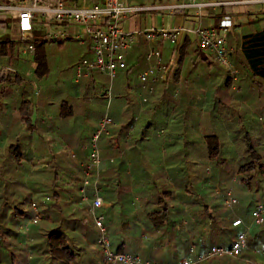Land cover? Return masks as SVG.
<instances>
[{
  "label": "crops",
  "instance_id": "1",
  "mask_svg": "<svg viewBox=\"0 0 264 264\" xmlns=\"http://www.w3.org/2000/svg\"><path fill=\"white\" fill-rule=\"evenodd\" d=\"M178 2L186 3L184 0ZM128 4L147 6L134 2ZM187 4L190 6L180 11L148 10L149 14L162 15L161 24H158L155 16H150V24L143 25V21L145 23L146 20L137 12L123 21L122 27L128 31L149 27L185 28L187 32L179 40L178 50H174L166 41L160 42L164 58L166 61L176 58L178 63L179 47L184 39H188L190 44L186 47L185 55L192 59L191 68L202 70L203 73L199 78L185 77L190 70L185 69L183 58L178 64L177 73L175 70L167 82L159 83L155 92L149 95L147 103L141 102L136 79L138 72L146 66V61L145 57L138 58L137 48L141 44L144 45L143 39L140 38L126 54L127 65L137 63L135 76L129 82L130 95L126 98L127 92L123 91L124 81H118L114 89L111 113L109 112L114 121L111 135L115 137V134H118L120 142L114 148H107L105 144L102 146L104 150L102 179L105 178V181L109 182V186H104L103 191L101 188V196L104 197L102 207L109 212L107 220L112 222L110 224L112 239L126 244L128 248L132 247L139 256L163 264H175L186 255L197 257L214 246L229 245L228 236L230 235V242L233 237L229 231L228 220L232 217L234 208L225 205L223 188L228 186L230 188L227 187V191L234 192L233 183H237L238 175H223L222 172L218 175V168L228 172L231 169L230 163L228 162L226 167L223 164L227 163V158L232 159L233 155H236L233 164L244 162L243 158L247 154L243 140H240L239 132L235 135L232 132L241 126L247 129L252 113L259 111V118L263 121L258 132L261 136H255L254 141L264 139V89L257 90V94L242 90L222 93L210 91L208 94L197 89V82L200 79L206 78L207 81L219 83L220 77L214 76L217 66L213 56L204 49L203 52L198 49L196 36L188 29L215 26L213 15L219 8L198 10L194 6L196 2ZM254 7V10L250 11L241 13L235 11L236 14L232 11L224 14L229 15L233 23L226 33V39L227 45L233 50L231 58L234 66L233 56H236V59L240 56L242 35L264 27V4H254ZM12 22L16 28L15 21ZM46 31L47 28L41 26L35 31V35L40 38ZM69 31L74 33V29ZM71 43L76 44L80 54L74 64L75 69L78 63L90 59L92 52L88 41L79 40L74 36H69L61 44L56 45ZM23 50L21 48L22 52L28 53ZM235 53L238 55H234ZM25 64L26 62L15 61L0 64V71L4 74L14 72L22 79L21 84L0 79V179H16L17 193L22 190L20 189L22 184L40 189L43 184L49 183L54 174L63 175L65 184L70 175L79 172L83 175L82 163L86 161L88 154L85 144L106 113L105 100L101 99L104 110L98 103L97 108L92 110L94 104L86 102L89 98L95 97V94L93 95L95 86L103 84L98 78V73H92L78 82H74L73 78L72 84L64 83L57 87L52 83L41 84V81L34 80L33 93L30 95L28 91L25 93L21 91L22 86L31 79L23 73ZM29 64L34 67L33 61ZM236 68L239 72L238 81L235 84L231 83L230 88H244L247 85L248 89L252 82L259 84V87L264 85V79L259 77L252 79L248 72ZM123 73L121 70L117 74L122 77ZM225 78L227 77L224 72L223 85L228 89ZM37 89L40 91L35 94ZM105 92L106 89L99 90L103 97ZM209 96L215 104H205L207 102L204 100ZM255 96H258L257 101ZM26 97H31L33 104L31 121L28 123L20 120L22 101ZM171 106L174 107L175 113L170 112ZM215 109H221L218 118L215 116ZM164 111H167L165 121L170 123V126L153 133L152 123L161 119L160 115ZM80 114L83 120L79 122L76 117ZM84 116H88L86 121ZM131 117L134 118L133 122L124 135L123 126ZM227 119L228 122L224 123ZM216 122L230 123L232 127L228 132L223 131L221 125ZM78 132H81L80 136L83 134L85 136L80 145L75 142L78 140L76 135ZM58 139L70 141L68 151L62 150L59 144L55 143ZM248 139L247 135L246 140ZM211 146L215 148L210 153ZM217 146L220 147L219 151L215 150ZM237 147L242 151L234 154L231 149ZM255 148L257 150L258 146ZM263 153L261 152L262 155ZM119 161L122 164H119ZM48 163L53 165L48 167L46 165ZM111 164L116 167L114 171L110 170ZM42 165L46 167L42 169ZM154 209H163V213L167 214V219L165 220V217L163 219L161 232L156 231L155 234L153 230L151 231L154 228L151 216L147 215ZM237 218H241L246 224L251 223L250 215L248 218L241 216ZM129 229H134L136 233L132 235ZM144 229L149 230V236L141 233ZM249 235L252 237V244L246 248L247 254L251 256L244 257L246 264H264V223L260 226L252 225ZM219 240L222 245H219ZM92 258L97 263L101 259L100 252L93 254Z\"/></svg>",
  "mask_w": 264,
  "mask_h": 264
},
{
  "label": "trees",
  "instance_id": "2",
  "mask_svg": "<svg viewBox=\"0 0 264 264\" xmlns=\"http://www.w3.org/2000/svg\"><path fill=\"white\" fill-rule=\"evenodd\" d=\"M218 8L217 12L213 15L216 21L215 26H218L226 12L232 11L233 6L222 5ZM21 42L25 43V46L32 44L35 47L32 58L34 63L33 73L37 77L36 79H42L43 76L49 73L46 44H61L63 41L44 40L35 34L32 39L22 37L21 40H12L9 37H5L0 39V56H5V58L13 56L20 49L19 43ZM189 44L190 40L184 39L180 45L178 64L184 58L186 47ZM145 48V43L137 48V52L139 53L138 58L145 57ZM198 49L200 51L203 50L200 46H198ZM239 54L238 59L235 58L236 56H233L235 67H238L240 71L248 72L252 79L254 77L264 79V27L242 35ZM178 69L179 67L176 69V73ZM136 70L137 63L129 64L123 70L125 75L123 91L127 92L126 98L131 92L129 86L130 77ZM0 79L9 83H22V79L14 72L4 74L0 71ZM225 80L226 87L230 88L232 82L228 77ZM31 88H33L32 83L28 82L22 86L21 91L25 93L27 89ZM29 93L32 95L33 90ZM32 111V98H24L21 106L20 120L26 123L30 122ZM133 119L131 117L126 125L123 126L124 135L129 130ZM119 142L120 137L118 134H115V137H112V135L103 137L100 148L103 152L102 146L104 144L107 148H114ZM214 148L212 146L209 148L210 153ZM219 148L217 146L215 150L219 151ZM249 149L250 157L248 161L236 167L229 164L231 169L228 172L225 169L221 171L218 168V175L222 173L223 175H238L237 183H233L237 205L234 207L232 217L228 220L229 231L233 238L241 230L240 226L233 225L236 218L239 216H249L251 207L253 209L258 203H264V183L262 182L264 162L261 154L256 149L252 146ZM118 163L122 164L121 161ZM220 166L218 165V167ZM115 168L111 164L110 170L114 171ZM79 173L70 175L67 184L63 183L64 177L59 174L52 175L49 183L43 184L40 189L38 187V189L29 188L27 185L22 184L20 185V189L22 190H19L18 193L15 184L16 179H0V187L3 190L2 192L0 190V264H98L102 260L101 247L98 242L99 230L95 226L91 213L87 211V204L81 200L80 188L83 183V175ZM100 186L103 191L104 186H109V182L103 178L101 179ZM227 187L223 188V193L227 191ZM32 203L36 204V211L33 209ZM99 210H101L100 214H103L105 217L104 223L107 228L111 248L117 252L137 255V252L130 247L131 245L128 248L126 244L112 239L110 228L112 222H108L107 220L109 212L105 211L103 207L99 208ZM163 212V209H154L147 214L151 216V222L154 224V228L151 229L154 234L156 231L161 232L163 219L164 217L165 220L167 219V214ZM35 216L37 218L33 221ZM263 223L259 224V226ZM129 230L132 235L136 233L134 229ZM141 233L149 236L148 229H144ZM228 240L229 245H231L230 235L228 236ZM220 242L219 240V245H222ZM250 244H252V237L250 238L249 235L246 246H250ZM246 246L242 248L241 259L222 255L213 256L196 264H202L203 262L208 264H226L227 262L228 264H246V260L244 259L248 255ZM99 252L101 259L96 263L92 255L95 253L99 254ZM84 254L88 257H83L85 256ZM140 257L143 260L153 262L151 259Z\"/></svg>",
  "mask_w": 264,
  "mask_h": 264
},
{
  "label": "built area",
  "instance_id": "3",
  "mask_svg": "<svg viewBox=\"0 0 264 264\" xmlns=\"http://www.w3.org/2000/svg\"><path fill=\"white\" fill-rule=\"evenodd\" d=\"M240 3L264 4V0L209 1L197 3L194 6L200 10ZM189 6L187 3L175 2V0L169 5L144 7L129 5L124 0H0V20L5 18L14 20L18 32L25 39H32L35 31L42 26L47 28V31L40 37L44 40L63 41L69 36H74L79 40L88 41L92 56L76 65L74 82L89 77L95 71L107 75L112 80L118 71L127 67V52L142 38L146 45V66L137 74V92L141 102L147 103L149 95L155 92L157 85L167 82L178 67L176 58L166 61L160 42L166 41L175 46L187 30L176 26L172 28L149 27L128 31L122 27V23L133 13L142 10L180 11ZM232 26L230 16L225 15L218 26H197L191 30L188 29V31L195 34L198 45L213 56L216 64L223 68L228 79L232 84H235L239 72L232 62L233 50L227 45L226 39V33ZM69 29H74V33H71ZM23 51L33 54L35 47L29 44L24 47ZM39 91V89L35 90V94H38ZM106 95L109 104L112 99L111 91L108 90ZM113 125V118L106 111L99 120L96 130L85 144L88 154L86 161L82 163L83 183L80 188V196L82 202L87 204V211L91 213L95 226L99 230L98 242L101 247L102 260L98 264H163L143 260L139 255L114 251L111 248L104 223L105 217L98 212V209L103 206L100 183L104 157L101 153L100 141L103 137L111 136ZM88 186L92 189L91 196L87 193ZM224 197V203L227 206H232L237 202L232 190H228ZM32 207L35 211L37 210L35 203H32ZM250 217V224L244 223L241 218H237L233 222V225L240 226L241 230L233 238L231 245L227 247L214 246L196 258L186 255L181 257L176 264H196L213 256L222 255L241 259L242 248L247 244L251 226L264 222V203L254 206ZM36 218L37 216L33 218V221Z\"/></svg>",
  "mask_w": 264,
  "mask_h": 264
},
{
  "label": "rangeland",
  "instance_id": "4",
  "mask_svg": "<svg viewBox=\"0 0 264 264\" xmlns=\"http://www.w3.org/2000/svg\"><path fill=\"white\" fill-rule=\"evenodd\" d=\"M178 1H180V0H175V2H178ZM184 1L186 3H189V2L190 3L191 2L204 3V2H209V1L220 2V1H226V0H184ZM127 2L128 3L134 2L137 5L149 6V5H154V4L162 5L164 3L171 4L173 2V0H128ZM234 6H235V7H233L234 10H232V11H234L235 14H236L235 11H238L237 13H241L242 11L243 12L250 11V10H254V8H255L254 4H241L240 3V4H235ZM232 11H231V13H232ZM139 12L141 13L142 17L146 20L145 23L143 21V25L150 24V22H149L150 16H153V17L155 16L158 20V24L162 23V15L161 14H158V13L157 14H152V13L149 14L145 10H142ZM5 37H9V38H12L14 40H21V38H22L20 33L16 30L15 26L13 25L11 18H5V19L0 20V39H3ZM22 43L23 42L19 43L20 49H18L13 56L7 57V58H5V56H0V64H2V63H8L9 64V62H14V61L17 63L26 62V64L24 65V72H23V70H22V72L26 73V75H28V77L31 78V79H29L30 81H28V82L32 83V87H33V81L34 80L41 81L42 82L41 84L52 83L55 87H57L58 85H63L64 83L66 85L72 84L71 80L74 78V75H75L74 64L77 62V60L80 56L78 50L76 49L75 43H71L68 45L63 44L61 46L56 45L54 43L46 44V53H47V57H48V61H49V73L46 74L45 76H43L42 79H36L37 77H35V75L33 73L34 67L30 66V64H29L33 61L32 57H31V56H33V54H31V53L28 54V53L22 52L21 48L24 49V47H25V43H23V44ZM166 46H168V45H166ZM178 46L179 45L177 44L175 46H172V48L174 50H178ZM183 60H184L185 69L190 70V73L186 74L185 77L190 76V78H199L200 75L203 73V71L191 68L192 59L190 58V56L185 55ZM3 65H5V64H3ZM216 66H217V68H215L216 74L214 76L217 78L220 77V82L217 83V82H213V81L212 82L207 81L206 78L200 79V81L197 82V89L198 90H200L202 92H206L208 94H210V91H217V93H222V92H227V91L231 92V91H239V90L246 91L248 93L257 94L258 93V92H256L257 90H260L261 88L264 89V85H261L262 87H259V84H257V83L254 84L253 82L248 89H246L247 85L244 88H229L228 87V89H226L225 86L223 85L224 70H221V67H218L217 64H216ZM188 67L190 69H188ZM135 72L130 77L131 80L135 76L134 75ZM94 73H98V76H99L98 78L101 79V82L103 81V84H98L97 86H95V90L93 91V95L95 94V97L89 98V100H87L86 102L88 104H91V105L94 104L93 108H92V110H93L94 108H97V103L99 104V107L101 106V108H103L104 103H101L102 102L101 99H103L106 102L105 106H104L105 110L103 108L104 112L108 111L111 113L112 100L114 98V89L116 88V83L118 81H121V80H122L121 82L125 81V75L123 73V76H122L123 79H122V77L120 75L118 76V74H116L111 81V79L105 74H102V73L97 72V71H95ZM72 75H73V77H72ZM136 81H137V79H136ZM221 81H222V83H221ZM28 82H26V83H28ZM123 84H124V82H123ZM102 88L106 89V91H108V90L111 91V89L113 90V91H111L112 99H111V102L109 104H108L107 95L105 94V96L103 97L102 94L99 93V90H102ZM32 90H33V88L27 89V91H29V92H32ZM176 91H178V90H176ZM210 98H211V96L207 97V99L204 100L207 102L205 104H215L214 100H211ZM255 99L257 101L258 96H255ZM173 101H175V100H173ZM173 109H174V107L171 106L170 107L171 113L174 112ZM215 110H216L215 116H216V118H218V114L221 113V109H219V110L215 109ZM166 112L164 111L163 113H161V115H160L161 119H158L152 123L151 130L153 133H156L157 130H160L163 127L168 128L170 126V123H167L165 121ZM260 112L263 113L264 111L263 112L260 111ZM259 116H260L259 111L256 113H252L251 116L249 117V126L247 129L242 127V126L237 127V128L234 127L235 129L232 132V134H234V135L239 132V134L241 136L240 140H243V145L245 146L244 149L246 150V154H247V156L245 158H243L244 162L249 160V157H250L249 147L250 146H252L254 149H256L255 146H258L257 151L260 154H261V152H264V142H263L264 139L261 138L260 140L254 141L255 136H258V137L261 136V133L258 134V132H259V129H260L263 121L260 120ZM84 117H85V121H86L88 119V116L87 117L84 116ZM76 118L79 122L83 120L82 114L78 115ZM216 121H218V120H216ZM227 122H228V119L224 123H227ZM134 123H135V121H134ZM216 123L221 125L223 131L228 132V130H230L232 127L229 125L230 123L229 124H220L219 122H216ZM86 126H88L87 123H86ZM244 129H246V130H244ZM80 134H81V132H78L76 134L78 140L75 142L78 143V145H80L83 142V139L85 138L84 134L81 136H80ZM247 135L249 136L248 141L246 140ZM86 140H87V138H86ZM68 142H70V141H66L65 139H58L57 141H55V143L59 144V146L62 148V150H67V151L69 150ZM236 143L238 145V142H236ZM237 148L231 149L234 151V154H236V152L242 151L241 148H238V149ZM101 153H102V151H101ZM235 156L236 155H233L232 159L227 158L228 159V160H226L227 163H225L223 166L226 167L228 162L232 166H235V167L238 165H241L242 163L233 164V161H234L233 159L236 158ZM261 156H262V160L264 162V153H263V155L261 154ZM240 160H242V158H240ZM46 165L48 167H51L53 165V163H48ZM46 165H42L41 166L42 169H43V167H46ZM7 170H8V167H7ZM2 174H3V172H2ZM262 182L264 183V174L262 176ZM87 193H88V195H91V193H92V189L90 186L87 187ZM224 200H225V197L223 196V201ZM235 205H237V202L234 203L232 206H228V207L234 208ZM251 209H252V207H251ZM98 212L100 213L101 210L98 209ZM247 218H248V216H247ZM260 250H262V249H260Z\"/></svg>",
  "mask_w": 264,
  "mask_h": 264
},
{
  "label": "bare ground",
  "instance_id": "5",
  "mask_svg": "<svg viewBox=\"0 0 264 264\" xmlns=\"http://www.w3.org/2000/svg\"><path fill=\"white\" fill-rule=\"evenodd\" d=\"M232 6H234V5H232Z\"/></svg>",
  "mask_w": 264,
  "mask_h": 264
}]
</instances>
